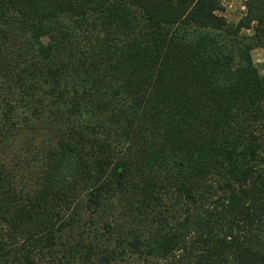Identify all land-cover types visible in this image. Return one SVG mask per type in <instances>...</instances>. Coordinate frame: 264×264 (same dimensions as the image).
I'll return each instance as SVG.
<instances>
[{
    "label": "trees",
    "instance_id": "16d2710c",
    "mask_svg": "<svg viewBox=\"0 0 264 264\" xmlns=\"http://www.w3.org/2000/svg\"><path fill=\"white\" fill-rule=\"evenodd\" d=\"M222 1L0 0V264H264V0Z\"/></svg>",
    "mask_w": 264,
    "mask_h": 264
},
{
    "label": "rangeland",
    "instance_id": "374dc122",
    "mask_svg": "<svg viewBox=\"0 0 264 264\" xmlns=\"http://www.w3.org/2000/svg\"><path fill=\"white\" fill-rule=\"evenodd\" d=\"M222 3L225 9L224 16L227 21L229 23L237 22L244 12L242 0H223ZM251 55L254 64L260 69L261 74L264 75V50L255 49Z\"/></svg>",
    "mask_w": 264,
    "mask_h": 264
}]
</instances>
